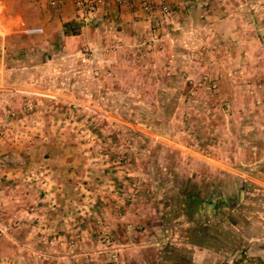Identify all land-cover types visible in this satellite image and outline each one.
I'll use <instances>...</instances> for the list:
<instances>
[{"label": "rangeland", "instance_id": "374dc122", "mask_svg": "<svg viewBox=\"0 0 264 264\" xmlns=\"http://www.w3.org/2000/svg\"><path fill=\"white\" fill-rule=\"evenodd\" d=\"M5 1L26 25L51 13ZM211 3L264 29V0ZM157 23L71 27L92 45L52 59L0 41V264H264V46Z\"/></svg>", "mask_w": 264, "mask_h": 264}, {"label": "crops", "instance_id": "0c3cea01", "mask_svg": "<svg viewBox=\"0 0 264 264\" xmlns=\"http://www.w3.org/2000/svg\"><path fill=\"white\" fill-rule=\"evenodd\" d=\"M107 1L109 3L113 2V0ZM211 1H213L214 4L215 0H201V2L199 0H167L171 9V15L164 16L161 14L157 5L158 0H150L153 7L151 18H148V14L141 11L138 5H134L133 7H120L112 3L109 7H102V9L91 17L79 18L75 9L69 6V4L59 9H52L45 0L46 6L51 10L50 15L45 20L42 19V21L39 20L32 25H26L24 17H22V11L12 15L8 10V2L0 0V26L6 29V31L2 33V37H0L2 39L0 40L2 42L1 49L4 52L6 51L7 45H5L4 40L7 36L19 33L23 35L26 42L29 43L27 45V50L34 52L38 59H43L46 54L47 58L52 59L53 53L61 49L64 44L65 48L69 49L67 44L68 40H72L70 43L76 49H79L84 43L92 45L91 41L83 39L81 34H65L66 26L69 24L75 27L77 33L83 32V34H85L90 30L94 33L98 32L99 37L102 35L107 37L113 33V30L117 31V29L123 32L127 28H129L133 34L137 35V37H142L149 35L148 32H150V29L155 25L157 26V22H159L161 29L167 30L169 35L172 30H176L175 27L177 25H183L184 28L181 27L184 29L182 33L186 32L192 36H198L205 28L200 26L207 20L213 21L215 23L214 25L216 27L218 26L217 29L214 30L221 35L227 37L240 35L246 37L248 41H250L249 38L252 37L255 41L253 43L254 45L264 46V29L258 25L260 24V22H258L260 18L255 12H234L226 16H221L219 14L220 12H218V14L211 12L213 15L210 13V15H212L210 16L209 13H207L208 7L206 6V2L210 4L209 9H212L213 6H211ZM252 1L254 2L255 0H242L246 5L247 3L251 4ZM163 24H165V27ZM187 24H193V27H186ZM97 43H94V45L100 47L103 46L102 44H106V41L102 39V41ZM0 55V87H3L0 91H4L5 88L3 85L7 84L4 82L6 76L4 74L9 73V64H6L3 52L0 51ZM240 56L244 57L242 54ZM244 59L246 58L244 57ZM17 66L20 67V65H11L12 68Z\"/></svg>", "mask_w": 264, "mask_h": 264}, {"label": "built area", "instance_id": "2783aa9c", "mask_svg": "<svg viewBox=\"0 0 264 264\" xmlns=\"http://www.w3.org/2000/svg\"><path fill=\"white\" fill-rule=\"evenodd\" d=\"M46 2L52 9H59L69 4V6L75 9L79 18L91 17L102 9V7H109L112 3L120 7H133L134 5H138L141 11L148 14V18H151L153 12L150 0H113L112 3H109L107 0H46ZM157 5L161 14L164 16L171 15V9L167 0H158Z\"/></svg>", "mask_w": 264, "mask_h": 264}, {"label": "trees", "instance_id": "16d2710c", "mask_svg": "<svg viewBox=\"0 0 264 264\" xmlns=\"http://www.w3.org/2000/svg\"><path fill=\"white\" fill-rule=\"evenodd\" d=\"M71 27H73V28L75 29V27L72 26V24H71V25L69 24V25L66 26L65 34H70V33H72V34H76V33H74V32L71 30Z\"/></svg>", "mask_w": 264, "mask_h": 264}]
</instances>
